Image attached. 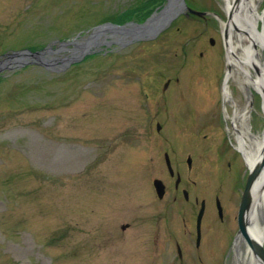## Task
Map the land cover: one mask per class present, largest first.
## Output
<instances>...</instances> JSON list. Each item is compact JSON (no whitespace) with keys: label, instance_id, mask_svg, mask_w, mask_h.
<instances>
[{"label":"rangeland","instance_id":"rangeland-1","mask_svg":"<svg viewBox=\"0 0 264 264\" xmlns=\"http://www.w3.org/2000/svg\"><path fill=\"white\" fill-rule=\"evenodd\" d=\"M167 2L0 0V55L72 40L102 22L143 21ZM180 12L156 39L110 45L64 68L57 62L0 70V264H169L155 263L151 242L134 246L127 235H144L145 214L166 211L152 187L167 145L155 134L152 101H160L167 79L173 85L185 73L211 34ZM223 71L216 49L179 82L187 119L216 123L219 135L226 130ZM239 73L233 78L243 82ZM201 256L203 264H221Z\"/></svg>","mask_w":264,"mask_h":264},{"label":"flooded vegetation","instance_id":"flooded-vegetation-1","mask_svg":"<svg viewBox=\"0 0 264 264\" xmlns=\"http://www.w3.org/2000/svg\"><path fill=\"white\" fill-rule=\"evenodd\" d=\"M181 1V8L178 10L181 11L180 16L189 22H203L202 32L211 33L201 41V46L205 47L206 51L200 50L198 58L189 61L190 66L186 68L185 73L204 66L206 59L210 58L216 49L221 50L224 55L220 89L223 109L226 110L223 113V125L226 130L223 135H219L215 129L216 123L205 125L202 121L188 120L189 105L179 100L182 93L179 82L181 77L187 76L183 72L181 77L175 76L173 85L170 79H167L159 94L160 101H152L156 117L155 134L166 136L164 139L167 143L162 152L163 159L159 161L160 172L152 177V182L154 179L162 182V196L158 197L154 188L153 194L160 203H165L166 211L145 214L149 216L147 232L142 236L127 235L128 241L133 242L135 246V243L138 245L142 240L149 243V247L151 242L157 250L153 259L155 263L198 264L195 262L199 261L203 264L201 253H204L213 263L236 264L238 249L248 248L255 261L253 264H264L254 256L251 241L239 232L238 223L241 194L250 171L263 155L264 91L245 83L244 72L243 82L241 78V83L235 80L234 66L229 62L231 55H238L232 53L230 47V41L239 39L238 33L242 32L243 42L248 43L245 27L255 28L256 33L264 31V0H254V6L249 0H229L227 5L226 0H220V3L214 0L215 3L211 2L204 7L179 0ZM165 5L152 14L161 17L160 13L164 11ZM175 13L171 14L170 22L152 39H156L171 27L173 19L179 15H174ZM176 30L180 31V28ZM182 67L184 61L180 64V71H183ZM245 70L250 78L259 74L253 62L248 64ZM230 71L233 73L229 75ZM229 85L234 87V93L230 92ZM160 119L164 123L162 127ZM239 119H242L243 125L239 123ZM186 128L188 130L184 132ZM241 130H244L242 135ZM253 149V161L248 163L244 152ZM262 167L256 185L264 180V164ZM206 173H209V178L205 180ZM261 198L262 192L254 206ZM254 206L246 213L245 229L250 240L259 242L250 232L252 213L256 207ZM201 208L203 211L198 218ZM128 228V223L120 225L122 232ZM260 244L264 248V234Z\"/></svg>","mask_w":264,"mask_h":264},{"label":"water","instance_id":"water-1","mask_svg":"<svg viewBox=\"0 0 264 264\" xmlns=\"http://www.w3.org/2000/svg\"><path fill=\"white\" fill-rule=\"evenodd\" d=\"M162 16H149L143 22L137 23L129 21L124 24L113 22H103L91 28L84 36L78 33L72 40L68 41H52L41 49L32 50L24 48L20 50H12L0 55V70L3 68L14 69L27 64L43 63L45 66L62 63V68L81 61L86 55L98 51L101 46H110L111 44L123 45L138 40L150 39L166 26L171 20V14L167 11L160 13ZM121 41H124L122 44ZM55 45L52 46V45ZM62 51H68L66 56H58ZM55 54L54 56H49ZM47 66V67H48ZM264 164V149L263 155L258 163L253 166L247 179L245 188L241 195L240 206L238 211L239 232L246 237L252 245L253 254L259 261L264 263V249L259 242L248 238L245 229L246 213L250 211V207L254 206L258 200L257 197L261 192H264V180L256 185L262 166ZM264 175V170L262 176ZM264 179V177H262ZM153 185L158 197L162 196L163 185L159 179L153 180ZM255 190V191H254ZM203 208L199 210L198 218L201 216Z\"/></svg>","mask_w":264,"mask_h":264},{"label":"bare ground","instance_id":"bare-ground-1","mask_svg":"<svg viewBox=\"0 0 264 264\" xmlns=\"http://www.w3.org/2000/svg\"><path fill=\"white\" fill-rule=\"evenodd\" d=\"M251 5L254 6L255 2L254 0H249ZM226 5L229 4V0H226ZM182 1L179 2V0H169L168 3L165 5L164 11H167V14H172L178 11L181 8ZM242 7V6H240ZM246 26V24H245ZM244 29H247L246 37L248 40L247 42H243L241 35L242 32L238 33V37L235 41H230V47L232 50V53H237V56L231 55L230 58V65L234 66V72L239 73V69H242L240 71L244 72L243 79H245V83H248L249 85H252L255 88L262 89L264 91V64L262 56H264V31L261 33H256L254 31L255 28L245 27ZM231 38V37H230ZM254 63L257 68L259 74L256 77L250 78L248 75H246V68L247 65L250 63ZM238 68V69H237ZM233 73L232 71L229 72V75ZM238 82H240V77H237ZM241 83V82H240ZM226 90V87H225ZM224 90V91H225ZM226 94V92L224 93ZM241 125H243L242 119L238 120ZM242 134H244V130H241ZM240 136V134H238ZM264 136V132H263ZM241 137V136H240ZM254 141L258 140L256 138H253ZM257 142H255L257 144ZM255 154V150L251 151H245L244 152V158L247 160L248 163H251L253 161ZM253 213H252V224L250 227V232L252 233V236L257 239L258 241L262 240L263 234H264V192H262V198L259 203H256ZM236 260L238 263L236 264H253L255 261L253 260L252 254L248 248H244L243 250L238 249V254L236 257Z\"/></svg>","mask_w":264,"mask_h":264},{"label":"trees","instance_id":"trees-1","mask_svg":"<svg viewBox=\"0 0 264 264\" xmlns=\"http://www.w3.org/2000/svg\"><path fill=\"white\" fill-rule=\"evenodd\" d=\"M121 19H122V17L120 16L119 18L115 19V21H120Z\"/></svg>","mask_w":264,"mask_h":264}]
</instances>
